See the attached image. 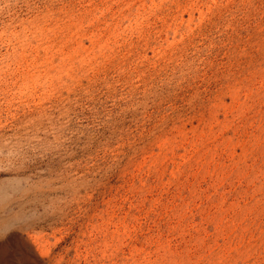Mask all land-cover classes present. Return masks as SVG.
<instances>
[{
	"label": "rangeland",
	"instance_id": "rangeland-1",
	"mask_svg": "<svg viewBox=\"0 0 264 264\" xmlns=\"http://www.w3.org/2000/svg\"><path fill=\"white\" fill-rule=\"evenodd\" d=\"M1 191L0 264H264V0H0Z\"/></svg>",
	"mask_w": 264,
	"mask_h": 264
},
{
	"label": "bare ground",
	"instance_id": "bare-ground-1",
	"mask_svg": "<svg viewBox=\"0 0 264 264\" xmlns=\"http://www.w3.org/2000/svg\"><path fill=\"white\" fill-rule=\"evenodd\" d=\"M5 193V192H4ZM4 193H2V191L0 192V196H3ZM5 199V198H4ZM10 228V225L8 222H4L2 223V225H0V235L2 236L3 233L5 231H7L8 229ZM10 243V242H9ZM9 243L6 241V242H3V243H0V260L2 259V257L6 254V251H7V248L10 246ZM16 246H20V247H23V244L18 241V240H15L13 242ZM27 249L25 250V256L27 257L28 259V254H27Z\"/></svg>",
	"mask_w": 264,
	"mask_h": 264
}]
</instances>
